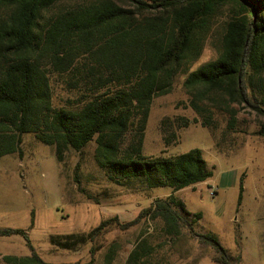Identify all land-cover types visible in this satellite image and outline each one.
<instances>
[{
  "label": "trees",
  "instance_id": "obj_1",
  "mask_svg": "<svg viewBox=\"0 0 264 264\" xmlns=\"http://www.w3.org/2000/svg\"><path fill=\"white\" fill-rule=\"evenodd\" d=\"M61 1L0 0V7L12 9L0 24V158L22 156L24 134L49 146L58 163L67 152L80 154L94 142V161L111 181L171 189L134 222L160 220L164 237L177 238L184 226L193 229L201 214L189 212L174 193L206 182L213 171L198 148L169 158L142 154L151 103L185 75L182 86L202 126H210L215 109L230 116V127L234 106H242L263 119L258 134L264 136V0H86L44 20L42 13ZM216 26L221 30L217 58L190 70ZM41 57L51 60V72L67 76L68 88L80 96L75 103L54 106L51 74ZM135 122L136 142L125 148L124 137ZM241 194L240 184L238 203ZM113 222L127 226L112 218L88 232L51 234L48 241L76 251ZM34 224L31 211L28 230L0 226V238L20 236L30 252L3 256L0 264H52L30 240ZM197 236L212 249L215 264L240 263L241 251L229 253L216 235ZM146 244L136 243L128 264H149ZM93 262L91 257L85 264Z\"/></svg>",
  "mask_w": 264,
  "mask_h": 264
},
{
  "label": "rangeland",
  "instance_id": "obj_2",
  "mask_svg": "<svg viewBox=\"0 0 264 264\" xmlns=\"http://www.w3.org/2000/svg\"><path fill=\"white\" fill-rule=\"evenodd\" d=\"M85 1L63 0L42 17L48 20ZM11 11L10 7H0V24ZM224 14L217 19H223ZM214 31L190 70L217 58L221 30L216 26ZM40 61L51 74L54 106L75 103L80 96L68 88L67 76L51 72L49 58L41 57ZM185 77L177 76L168 94L153 99L141 152L169 158L194 148L201 150L213 176L174 193L189 212L201 214L193 229L184 226L180 236L171 240L162 234L160 220L142 218L134 222L143 209L166 199L171 189L111 181L94 161V142L80 154L67 152L58 163L53 150L32 134L22 136V156L0 158V226L28 230L34 211L35 224L28 233L42 254L51 234L88 232L112 218L127 225L121 228L113 222L94 243L71 251L80 264L88 263L91 257L92 264H128L130 253L141 240L150 249L149 264H215L212 249L199 241L197 235L202 233L216 235L221 246L235 256L241 251L239 264H264V136L258 134L263 119L249 108L234 106L232 126L228 124L230 116L215 109L209 113L210 126H202V118L191 108L183 89ZM137 129L135 122L124 137L123 147L136 142ZM11 247L19 250L16 244ZM3 248L5 245H0Z\"/></svg>",
  "mask_w": 264,
  "mask_h": 264
},
{
  "label": "crops",
  "instance_id": "obj_3",
  "mask_svg": "<svg viewBox=\"0 0 264 264\" xmlns=\"http://www.w3.org/2000/svg\"><path fill=\"white\" fill-rule=\"evenodd\" d=\"M23 241H24L23 239L22 241L15 239V236L0 238V245L2 244L5 245V248L0 249V258L6 255H15V256H20V257L29 256L30 252L25 245V241H24V245H21L23 244ZM15 244L19 246L18 251H16V247H11ZM39 255L45 262L52 263V264H70V263H74L77 261L73 259L71 251L57 249V248L54 249L50 244L47 247V250L45 251V253L42 252V254H39Z\"/></svg>",
  "mask_w": 264,
  "mask_h": 264
}]
</instances>
